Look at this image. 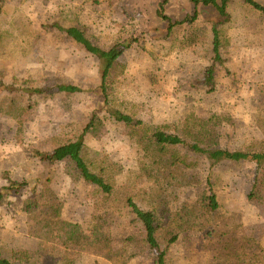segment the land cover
<instances>
[{"label":"rangeland","instance_id":"374dc122","mask_svg":"<svg viewBox=\"0 0 264 264\" xmlns=\"http://www.w3.org/2000/svg\"><path fill=\"white\" fill-rule=\"evenodd\" d=\"M163 0H4L0 8V80L10 84L15 78L30 87L50 82L73 84L83 93L61 95L39 101L20 121L8 118L0 105V192L13 182L26 185L17 194L0 201V252L25 256L32 264H112L81 252L66 250L28 234L22 212L25 200L39 179L48 174L64 203L61 224L77 233L90 235L93 203L83 186L66 174V164L45 167L35 151L53 150L60 139L72 140L97 113L103 120L101 131L87 135L86 145L111 156L127 171L135 168L136 152L132 129L117 122L103 109L100 94L99 60L63 34L42 29L60 14L79 18L82 26L104 46L130 44L117 61L112 80L117 107L137 119L159 125H177L186 113L208 120L213 114L230 117V124H213L211 144L239 152H263L264 136L256 129L259 105L258 84L264 82V18L237 1L230 7L232 22L225 28L228 41L223 50L224 65L215 69V92L195 84L212 64L210 43L191 48L185 30L176 28L168 39L155 37L154 27ZM264 4V0H257ZM193 11L192 0H170L166 14L183 21ZM199 24L210 31V8H199ZM247 157L241 163L226 162L214 169L216 190L222 207L241 216L246 235L264 247V204L249 200L256 163ZM206 167H203L205 169ZM201 175V167L200 173ZM200 187L176 190L172 201L180 208L194 201ZM204 231L194 221L187 223L180 240L172 247L170 264H206L200 243ZM120 249L121 241H115ZM155 253L141 250L131 264H155Z\"/></svg>","mask_w":264,"mask_h":264},{"label":"trees","instance_id":"16d2710c","mask_svg":"<svg viewBox=\"0 0 264 264\" xmlns=\"http://www.w3.org/2000/svg\"><path fill=\"white\" fill-rule=\"evenodd\" d=\"M3 1L0 0V8ZM237 1L264 18V4L257 0H192L193 11L177 22L166 14L170 0H163L156 13L158 24L154 33L158 39H168L174 29L183 28L189 47L210 43L212 64L195 84L197 89L205 88L207 94L215 92L216 66L225 63L223 50L228 41L224 30L232 22L230 7ZM201 6L216 14L211 18L210 31L209 27L199 24ZM78 19L67 13L60 14L45 22L42 29L65 35L99 60L103 109L117 122L130 125L136 165L127 171L111 156L86 145V136L96 135L102 129L103 120L97 113L74 139H60L51 151H35L45 167L65 163L66 174L72 182L86 189L93 203L92 231L90 235L80 234L61 224L64 203L48 174L45 179H39L40 186H36L23 204L28 234L112 264H131L135 254L144 249L155 253V264H170L172 247L180 240L183 227L194 221L204 231L200 249L206 254V264H264V247L246 235L241 216L222 207L213 175L221 164H239L252 157L249 160L257 167L248 198L264 204V151L250 153L212 147L213 124L232 123L228 116L213 114L206 120L195 113H186L179 124L165 126L144 122L117 107L112 76L117 61L131 43L104 46ZM258 88L259 105L264 107V82L259 83ZM80 93H83L82 88L62 82L33 88L23 79L15 78L10 84L0 80L2 113L17 121L41 100ZM255 126L264 136V115L256 116ZM25 185V182L11 181L0 192V201L5 193H20ZM184 187H200L201 190L194 201H187L178 209L172 197L176 190ZM118 240L122 246L115 250L113 244ZM0 264L32 263L25 256L10 257L1 251Z\"/></svg>","mask_w":264,"mask_h":264}]
</instances>
